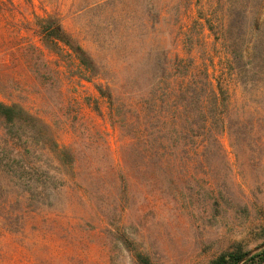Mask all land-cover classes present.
<instances>
[{"label":"rangeland","instance_id":"obj_1","mask_svg":"<svg viewBox=\"0 0 264 264\" xmlns=\"http://www.w3.org/2000/svg\"><path fill=\"white\" fill-rule=\"evenodd\" d=\"M11 1L23 14L30 1L38 16L57 15L100 74L82 80L69 54L43 48L30 30L32 15H0V101L42 119L73 157L69 167L47 149L34 152L24 137L18 145L10 138L23 161L15 159L4 177H50L63 186L44 202L13 203L22 193L11 190L12 206L0 208V264H209L236 249L245 254L238 264H258L264 113L252 128L175 145L165 132L164 100L151 95L158 57L184 56L187 38L197 57L212 58L217 77L214 39L199 15H227L232 2L254 0ZM257 1L264 15V0ZM96 86L109 87L110 102ZM237 91L233 107L241 109ZM144 100L150 109L139 115ZM139 131L163 147L156 153L152 141L147 152ZM22 163L36 172H24Z\"/></svg>","mask_w":264,"mask_h":264},{"label":"trees","instance_id":"obj_2","mask_svg":"<svg viewBox=\"0 0 264 264\" xmlns=\"http://www.w3.org/2000/svg\"><path fill=\"white\" fill-rule=\"evenodd\" d=\"M232 3L226 11L227 15H199L214 39L212 54L218 59L217 77H214L212 58L205 54L197 57L189 47L188 38L184 56L175 55L171 61L163 55L162 58L158 57L157 88L151 95L161 102L164 100L167 116L163 122L165 132L175 145L181 141L194 144L198 137H203L204 142L207 135L212 133L221 135L224 131L230 133L243 131L248 126L252 128L259 124L264 113V15H258L255 10L259 6L257 0L253 1L252 6ZM28 4L29 12L23 14L13 1L1 0L0 15H32L30 30L43 48L57 56L69 54L84 72L80 73L82 80L91 82L92 78L97 77L100 74L99 66L62 28L59 17L45 12L43 16H38L40 14L32 3L29 1ZM237 90L244 100L241 109L233 107ZM96 91L101 98L111 101L109 87L96 86ZM140 107L139 115L144 111L146 114L150 109L145 100ZM249 109H252L251 112ZM0 122L3 125V136H0V208L12 206L7 199L8 195L14 193L12 189L22 193L16 196L13 203L17 204L23 199L32 201L40 196L42 200L46 198L44 202L48 198L47 193L63 186V182L50 177H4L11 173L10 164L15 159L23 161L22 151L14 148L17 142L24 137V141L33 146L34 152L39 150L37 153H43L47 149L60 164L67 161L69 167L73 164V157L66 148H59L51 128L42 119L18 103L0 101ZM150 136L151 141H147V135L143 131L138 132V137L148 144L145 150L150 151V144L154 141V151L157 153L158 148L163 146L156 143L158 137ZM10 138L16 141L14 149L9 145ZM169 154L171 156V151ZM176 158L180 160L179 153H175ZM22 168L28 174L36 172V167L30 163H22ZM244 255L240 249H236L220 255L209 264H238ZM256 259L258 264H262L264 252L258 254Z\"/></svg>","mask_w":264,"mask_h":264}]
</instances>
